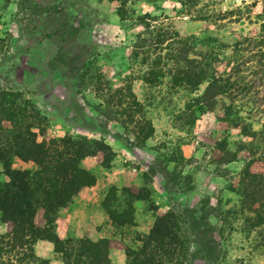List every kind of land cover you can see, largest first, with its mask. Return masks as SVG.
Here are the masks:
<instances>
[{"label": "rangeland", "instance_id": "1", "mask_svg": "<svg viewBox=\"0 0 264 264\" xmlns=\"http://www.w3.org/2000/svg\"><path fill=\"white\" fill-rule=\"evenodd\" d=\"M182 2L129 0L120 21L107 0H0V235L15 220L29 249L80 197L104 217L114 264H264V183L239 192L245 167L264 178V0ZM145 14L187 40L196 88L172 81L196 77L168 49L148 50L157 69L145 47L133 56ZM194 225L216 252L198 250Z\"/></svg>", "mask_w": 264, "mask_h": 264}, {"label": "trees", "instance_id": "2", "mask_svg": "<svg viewBox=\"0 0 264 264\" xmlns=\"http://www.w3.org/2000/svg\"><path fill=\"white\" fill-rule=\"evenodd\" d=\"M108 2H116L118 5L116 7V16L120 21H126L128 18V9H127V3L129 0H107ZM182 6L183 9L189 10L195 6L196 0H182ZM132 12V11H130ZM138 24L142 26V32L137 34L135 37L134 42L132 43L131 49L133 56H137L135 53L138 49L145 47L144 50L140 51V53L143 55L141 58V61L145 62L148 61V65L151 67H154L157 69L158 64L161 61L160 55L156 54L155 57L152 58V60H149L148 57V50H151L150 53L155 54L157 51L160 52L162 49H168L170 53L166 55L168 57L167 59H173L174 60V67L175 72L182 73L184 76L187 75H194L196 77V80L194 83L189 84L186 82L185 78L183 80V76H174L172 77V81L177 83H183L184 85L189 86L190 89L196 88L201 82L204 80V74L205 71H203L202 68H199V63L196 62L194 59L187 58L188 52H190L191 48L188 45L186 39L178 38L176 36V33L171 32L170 30L167 31L164 27H160L161 25L155 26L154 24H150L153 22V19L149 17L148 14H145L144 16H139L137 18ZM167 51V50H165ZM63 59V58H62ZM57 62V59L54 60V63ZM192 73V74H191ZM160 74L159 71L154 72L152 70H147L143 72L142 80L145 83H152L156 80V76ZM183 80V81H182ZM211 87L214 88L213 84H209L204 92L202 93L200 99H202L206 106H210L212 97L215 96L216 91H211ZM119 92V91H118ZM212 105V104H211ZM54 143V142H53ZM67 144H70V142H67ZM73 147H76L78 149L77 151L79 154L83 156H87L90 154V146L85 143V141H77L75 143L71 144ZM65 164V163H63ZM73 165V164H71ZM68 168V167H67ZM48 171V170H47ZM71 171H73L76 175L84 173L81 169L76 168L73 165V168H71ZM242 177L240 183L242 184L245 180L243 188H240V195L243 197V194L248 197L251 192H248L249 190L254 191L255 194L257 192L262 191L264 183V178L259 175H250L247 172V167L244 168L242 172ZM49 184H52V181L48 182ZM73 184V179L66 181V185ZM5 188H8V186H5ZM248 189V190H247ZM242 190V191H241ZM6 192V190H4ZM244 192V193H243ZM7 197H10L9 194H7ZM60 195H63L61 193ZM72 195V194H70ZM261 196L264 195V193L260 194ZM46 202L49 203L52 201L51 194L49 193L46 195ZM61 202L56 203L55 208L63 207V205L68 201L69 197H62ZM247 202V201H246ZM49 208H50V204ZM53 205L51 204V208ZM12 230L9 234L6 235H0V257L3 254H7L6 256V262L0 260V264H14L15 260L18 264H48V261L45 259H39L34 256V254L31 251V244L30 248L27 249V241L25 240V236L22 235L20 232V226H17V222L15 220H12ZM203 225L201 226V228ZM205 227V225H204ZM196 229V226L194 225L191 229L192 232H194L196 235H200V238H198V241L196 244L198 245V250L202 251L205 256H209L211 252H216L217 250L213 247L208 246L209 243L204 240L203 234L204 231L198 232ZM36 240H46L52 244L53 252L57 255V257L61 260L62 264H109L108 258H107V251H108V241L104 239H100L96 242L87 241L86 239H65L60 240L58 239L54 234L48 237H42ZM211 249V252H210ZM77 252V253H76ZM16 255L15 259L9 258L10 254ZM73 255V258L71 256ZM72 258V260H70Z\"/></svg>", "mask_w": 264, "mask_h": 264}, {"label": "crops", "instance_id": "3", "mask_svg": "<svg viewBox=\"0 0 264 264\" xmlns=\"http://www.w3.org/2000/svg\"><path fill=\"white\" fill-rule=\"evenodd\" d=\"M79 200L80 197L72 198L69 207L63 211L68 212L70 215L66 220L65 217L57 221L55 236L60 240L87 238L92 242L100 239L110 241V235L105 232L108 225L105 224L104 217L100 213H96L91 217L90 204ZM31 251L35 257L47 260L48 264H62L53 252L52 244L46 240H35L31 245ZM113 256L115 257V253L108 248L107 258L109 264H114Z\"/></svg>", "mask_w": 264, "mask_h": 264}]
</instances>
